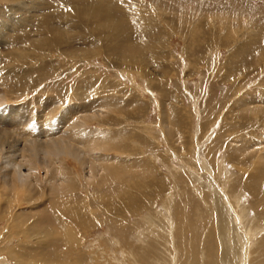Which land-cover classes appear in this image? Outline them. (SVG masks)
Returning <instances> with one entry per match:
<instances>
[{
	"label": "rangeland",
	"instance_id": "374dc122",
	"mask_svg": "<svg viewBox=\"0 0 264 264\" xmlns=\"http://www.w3.org/2000/svg\"><path fill=\"white\" fill-rule=\"evenodd\" d=\"M43 1L36 2L49 9L41 13L56 6L68 10V23L73 25L68 36L75 40L45 55L27 43L40 38L38 23L6 31L10 43L0 44L1 58L10 51L27 54L17 65L19 76L9 96L16 99L15 104L36 111L51 97H60L61 87L70 93L72 86L82 82L94 85L92 98L87 99H103L106 107L96 117L93 108L87 107L90 121L83 130L91 135L99 128L103 143L111 144V149L104 152V163L125 170H101L87 181V169L73 156L63 154L55 162L51 154L44 158L41 151L36 164L42 181L48 176L47 160L58 164L61 159L60 165L68 167L79 184H84L70 192V200L81 196L96 207L93 200L103 196L106 202L120 200L116 206L125 209L122 217L111 218L125 225L116 233L109 225L111 220L94 215L91 206L89 218L94 223L79 234V245L71 253L75 264H204L213 252H218L215 264H240L238 257L230 256L232 251L228 260L219 258L225 250V236L230 239L234 235L215 227V193H226L231 205L235 204L233 197L238 196L241 206L249 211V225L257 221L254 225L261 229L249 242L242 264H264V209H256L255 194L245 183L254 171L264 176V165L257 169L258 155L264 156V0ZM7 2L0 0L1 5ZM107 4L112 10L127 11V15L135 16L137 10H143L144 20L139 19L142 29L156 32L145 45L160 46L158 51L137 55L133 63L134 59L125 61L127 56L106 48L107 33L100 29L105 21L89 14ZM196 25L199 35L194 40ZM122 28L135 30L133 38L139 39L137 26L127 24ZM22 33L31 34L17 39ZM23 83L34 88L25 91ZM70 104L75 105V101ZM61 106L66 109L70 105ZM62 138L70 139L69 133ZM146 179L154 181L150 187L155 192L158 189L160 197L138 211H126L128 191L140 197L144 191L141 183ZM51 196L50 192L40 194L21 204V211L34 214L24 218L26 226L38 223L47 230L55 228L49 210L45 213L53 205ZM226 208L232 215V207ZM3 224L0 221V227ZM39 251L47 250L41 247ZM80 253L84 256L78 262ZM1 256L0 264H8L3 262L8 260L6 254Z\"/></svg>",
	"mask_w": 264,
	"mask_h": 264
},
{
	"label": "bare ground",
	"instance_id": "6f19581e",
	"mask_svg": "<svg viewBox=\"0 0 264 264\" xmlns=\"http://www.w3.org/2000/svg\"><path fill=\"white\" fill-rule=\"evenodd\" d=\"M36 1L38 0H27V2L25 0H8L6 6L0 4V44L10 43L9 37H5L7 35L6 31L23 24L26 26L27 23H38L36 24V29L41 34L38 39L28 40V45L35 51L44 52L45 55L50 50L62 47L68 40H75L70 35L68 36L73 25L68 23L71 14L64 6H56L50 9V11L41 13V11L48 10L49 8L47 9L43 4H40L41 1L40 3ZM111 7L107 4L104 8H94L89 14L95 19L101 18L102 21H105L100 25V29H104L107 33L105 34V37L108 39L106 48L111 50V52L113 51L116 55L127 56V60L125 61L130 62V59H134L133 63H135L137 55L142 56L144 53L148 54L149 52L154 53L158 51L157 49L160 46H156L155 44L150 46L145 45L149 37L153 38L156 36V32L153 28L149 31L142 29L139 19L144 20L141 15L143 10H137L134 16L127 15V11L125 12L122 9V11L116 8L112 10L113 7ZM121 16L123 18L119 19ZM64 23L65 25L63 26L62 24ZM127 24L137 26L138 40L134 39L132 35L135 30L122 28V25ZM195 27L197 30L195 29L192 36L194 40L199 35L197 33L199 28L197 25ZM32 33H35V31ZM30 34L22 33L21 37L17 39L22 40L25 37H30ZM20 42V47H22V41ZM6 55L8 56L3 55L2 58L0 56V221L4 223L0 227V261L3 260L1 258H4L1 255L5 253L8 260L3 262H7L8 264H75V260L71 259V253H73L72 251L75 249V246L79 245L81 240V235L79 236V234L84 233L94 223L89 218L91 206H94V210H92L95 213L94 215L102 216L108 220L116 216L122 217L121 211L125 209L122 206H116L115 203L120 205V200L114 199L106 202L107 198L104 199L105 197L102 196L103 198L101 197L100 199L98 195L97 197L100 200H95L96 198L93 200L94 202L96 201V207L95 204L91 205L92 202H87V198L81 196L70 200V192L78 191L79 186L84 184H79L77 177L72 171L68 170V167L60 165L61 159L58 160V164L55 162L56 158H59L63 154L73 156L82 164L84 169H87V175H85L87 181L97 176L101 170L118 172L122 169L115 167L110 162L108 164L104 163V160H106L104 152L111 149V144L107 143L105 145L103 143L102 131L98 130V128L90 135L87 133L88 131L83 130L90 121V113H88L87 107L91 106L93 108V116L96 117L102 115L99 112L104 111V107L106 106L103 104V99L98 97L89 102L88 99L92 98L90 90L94 89V85H85L84 82L72 86L74 89H71L70 93L66 92L65 86L61 87L62 94L60 97L57 95L58 97H51L50 101L45 100L46 102L42 104L44 107L36 111H33L28 105L15 104L14 101L16 99H12L9 94L14 89V79L19 76L17 65L27 57V54L23 51H10ZM22 87H24L25 91H29V89L34 88V85L32 84L29 88L23 83ZM88 91L89 93L87 94ZM73 101H75V105L71 106L70 103ZM64 103H68L70 106L66 109H61V105H64ZM18 130L20 133H18ZM67 132L70 137L68 140L62 138ZM39 143H45L47 146H39ZM41 151L44 153V158L51 154V157L55 159V162L52 159L47 160L48 176H46V181L41 180L36 164L37 160L41 158ZM258 160L260 164L257 166V169L261 166L263 167L264 156L262 157L259 154ZM45 162L43 161L44 165ZM122 171L125 172L123 169ZM260 171L258 170V172ZM103 179L106 180L108 178H102L101 180ZM153 183V180L147 179L145 183H141L144 191L140 193V197H137L134 191H128L129 197L125 198L126 211H138L140 208L147 207V203L154 202L160 197L158 189L157 192L151 189L150 186ZM245 183L255 194L258 204L255 205L256 209H261V207L264 209V205H261L262 203L264 204V176L254 171V173L249 174V177L247 176ZM49 192L52 193L50 202L53 201V205L45 209V213L49 210L48 212L51 213L49 214L54 221L55 228L51 226L52 229L47 230L45 225L38 226V223L26 226L24 218H32L34 214H25L21 211V204L27 199L30 200L40 194H48ZM223 194H214L213 207L216 212H214V215L212 213V216L216 222L215 227L217 229L221 227L223 231H228L235 237L231 236L228 239V234L225 236V233L222 232L223 234L221 235L226 237L225 243L223 241L225 250H222L223 253H219L222 255L219 258L228 260L232 251L234 253L230 256H234V259L238 257V260H241L240 264H242L247 258V252H249V242L254 241L255 236L258 235L257 232L261 228L258 230L257 226L254 225L257 221L253 225H249L247 217L249 211L247 208L245 209V207L241 206L238 196L233 197L235 204L231 205L226 193L224 194L225 198L222 196ZM226 206L232 207V215L227 212ZM111 222L109 225L112 230L115 229L116 233L121 232L122 226H125L115 223L113 220ZM12 241L15 242L12 243ZM211 243L213 244V241ZM208 244L206 243V246ZM254 244L252 245L254 246ZM239 245H241V252L238 250ZM41 247H44L47 251H39ZM30 249L37 251L32 253L33 251L30 252ZM237 250L239 251L238 255L235 254ZM79 255L80 257L76 261L82 259L84 256L81 253ZM217 255L218 252H213L211 256H207L204 264H215L218 258Z\"/></svg>",
	"mask_w": 264,
	"mask_h": 264
}]
</instances>
